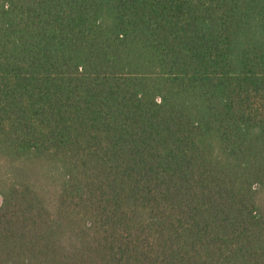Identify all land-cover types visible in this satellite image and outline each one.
Segmentation results:
<instances>
[{
	"label": "trees",
	"instance_id": "1",
	"mask_svg": "<svg viewBox=\"0 0 264 264\" xmlns=\"http://www.w3.org/2000/svg\"><path fill=\"white\" fill-rule=\"evenodd\" d=\"M0 196V264H264V0H0Z\"/></svg>",
	"mask_w": 264,
	"mask_h": 264
},
{
	"label": "rangeland",
	"instance_id": "2",
	"mask_svg": "<svg viewBox=\"0 0 264 264\" xmlns=\"http://www.w3.org/2000/svg\"><path fill=\"white\" fill-rule=\"evenodd\" d=\"M47 188H51V186L50 187H47L46 186V188L45 189H47ZM2 204V197L0 196V205Z\"/></svg>",
	"mask_w": 264,
	"mask_h": 264
}]
</instances>
